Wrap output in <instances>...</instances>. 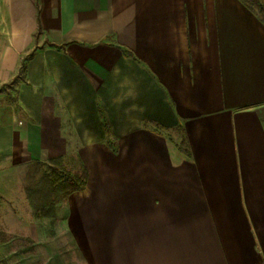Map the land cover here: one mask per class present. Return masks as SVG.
Returning a JSON list of instances; mask_svg holds the SVG:
<instances>
[{
	"label": "crops",
	"instance_id": "obj_1",
	"mask_svg": "<svg viewBox=\"0 0 264 264\" xmlns=\"http://www.w3.org/2000/svg\"><path fill=\"white\" fill-rule=\"evenodd\" d=\"M68 156L87 264H264V21L241 0H0V221Z\"/></svg>",
	"mask_w": 264,
	"mask_h": 264
},
{
	"label": "rangeland",
	"instance_id": "obj_2",
	"mask_svg": "<svg viewBox=\"0 0 264 264\" xmlns=\"http://www.w3.org/2000/svg\"><path fill=\"white\" fill-rule=\"evenodd\" d=\"M260 14L264 17V12ZM80 163L73 156L56 157L29 168L24 186L27 203L19 206L20 217L0 221V264H87L76 242L77 222L71 220L67 202L73 192L64 199L53 192L51 184L54 177L60 181L73 178ZM83 194L72 196L82 199Z\"/></svg>",
	"mask_w": 264,
	"mask_h": 264
},
{
	"label": "trees",
	"instance_id": "obj_3",
	"mask_svg": "<svg viewBox=\"0 0 264 264\" xmlns=\"http://www.w3.org/2000/svg\"><path fill=\"white\" fill-rule=\"evenodd\" d=\"M245 6L250 10L255 11L260 19L264 21V17L261 16L260 12H264V1L261 3L259 0H241ZM259 7V11L255 10V7ZM87 170L83 164L80 163V168L76 170L73 178H66L65 180L60 181L59 177H54L51 181L52 190L56 194H61L62 198H66L71 192L83 190L87 185ZM48 181V180H47Z\"/></svg>",
	"mask_w": 264,
	"mask_h": 264
}]
</instances>
